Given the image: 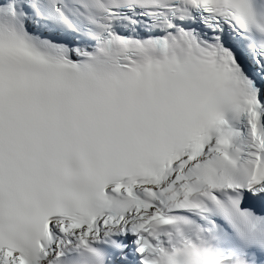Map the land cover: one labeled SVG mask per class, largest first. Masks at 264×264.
Returning a JSON list of instances; mask_svg holds the SVG:
<instances>
[{
	"label": "snow or ice",
	"instance_id": "6c2138e0",
	"mask_svg": "<svg viewBox=\"0 0 264 264\" xmlns=\"http://www.w3.org/2000/svg\"><path fill=\"white\" fill-rule=\"evenodd\" d=\"M194 242L264 264V0H0V264Z\"/></svg>",
	"mask_w": 264,
	"mask_h": 264
},
{
	"label": "clouds",
	"instance_id": "9594fccd",
	"mask_svg": "<svg viewBox=\"0 0 264 264\" xmlns=\"http://www.w3.org/2000/svg\"><path fill=\"white\" fill-rule=\"evenodd\" d=\"M197 252L204 255L203 246L195 242L186 247L177 248L168 253L170 264H193L192 257ZM203 264H221V261L209 252L204 255Z\"/></svg>",
	"mask_w": 264,
	"mask_h": 264
}]
</instances>
